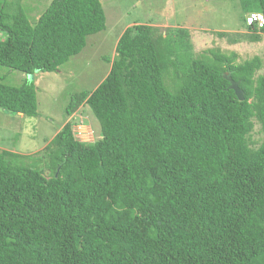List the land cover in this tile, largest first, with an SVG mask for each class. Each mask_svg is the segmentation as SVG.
Instances as JSON below:
<instances>
[{
  "label": "trees",
  "instance_id": "trees-1",
  "mask_svg": "<svg viewBox=\"0 0 264 264\" xmlns=\"http://www.w3.org/2000/svg\"><path fill=\"white\" fill-rule=\"evenodd\" d=\"M22 2L0 0V64L27 75L0 79V109L35 117L36 73L82 52L107 15L101 0H52L32 22ZM241 2L232 40L262 41L246 16L264 0ZM192 38L137 20L66 109L88 105L101 138L79 140L69 121L42 156L0 148V264H264L263 62L197 55Z\"/></svg>",
  "mask_w": 264,
  "mask_h": 264
},
{
  "label": "rangeland",
  "instance_id": "rangeland-1",
  "mask_svg": "<svg viewBox=\"0 0 264 264\" xmlns=\"http://www.w3.org/2000/svg\"><path fill=\"white\" fill-rule=\"evenodd\" d=\"M52 0H23L22 4L31 21L47 9ZM107 15L106 29L92 34L86 47L70 58L57 71L36 73L38 115L22 116L0 110V147L14 149L22 154L42 156L44 147L69 121L77 127L78 120L86 130L80 139L93 142L100 138V123L88 105L74 114L66 112L72 97L85 90L93 91L109 74L117 42L128 26L137 20L153 23L162 32L175 26H191L193 52L200 55L211 47H220L239 55L242 62L259 56L264 73V38L251 42L232 40L243 24L244 8L241 0H101ZM40 12V13H39ZM39 13V14H38ZM132 22V23H131ZM229 31V36H219L218 31ZM264 37V35H263ZM111 58V61L109 62ZM30 78V75L28 76ZM0 79L7 84L20 86L27 75L0 64ZM31 79V78H30ZM85 124V125H84ZM261 126L256 123L254 139H261ZM34 160L31 159L29 162Z\"/></svg>",
  "mask_w": 264,
  "mask_h": 264
},
{
  "label": "built area",
  "instance_id": "built-area-1",
  "mask_svg": "<svg viewBox=\"0 0 264 264\" xmlns=\"http://www.w3.org/2000/svg\"><path fill=\"white\" fill-rule=\"evenodd\" d=\"M246 20H247L248 25L256 24L259 29L264 27V14L261 12L254 11V12L249 13L246 16ZM81 123H84L83 120H80L78 122L77 127L74 126L75 134H76L77 138H79V139L81 138L79 133L86 135V130L84 129V126ZM80 140L86 141L88 139H86V140L80 139Z\"/></svg>",
  "mask_w": 264,
  "mask_h": 264
},
{
  "label": "water",
  "instance_id": "water-1",
  "mask_svg": "<svg viewBox=\"0 0 264 264\" xmlns=\"http://www.w3.org/2000/svg\"><path fill=\"white\" fill-rule=\"evenodd\" d=\"M30 78L32 79L33 78V75H30ZM230 80H231V88L233 90H235L237 96L239 97L240 100H244L245 98V94H244V91L239 87V84L238 82L234 81L231 79V77H229Z\"/></svg>",
  "mask_w": 264,
  "mask_h": 264
},
{
  "label": "crops",
  "instance_id": "crops-1",
  "mask_svg": "<svg viewBox=\"0 0 264 264\" xmlns=\"http://www.w3.org/2000/svg\"><path fill=\"white\" fill-rule=\"evenodd\" d=\"M181 26H183V25H181ZM185 27V26H184ZM186 28H188V29H190V30H192V27L191 26H186ZM221 31V30H220ZM234 31H239V29L238 30H234ZM1 110V109H0ZM1 112V111H0ZM5 113V112H4ZM6 114V113H5ZM7 115V114H6ZM20 115H22V116H24L23 114H20ZM1 149H7V148H4V147H0ZM11 150H13L14 151V149L12 148ZM34 152H32V154H33ZM30 154V153H29Z\"/></svg>",
  "mask_w": 264,
  "mask_h": 264
},
{
  "label": "clouds",
  "instance_id": "clouds-1",
  "mask_svg": "<svg viewBox=\"0 0 264 264\" xmlns=\"http://www.w3.org/2000/svg\"><path fill=\"white\" fill-rule=\"evenodd\" d=\"M81 120V119H80ZM80 120H78V122L80 121ZM75 136H76V134H75ZM77 137V136H76ZM100 138H101V135H100ZM79 139V138H78ZM80 140V139H79ZM82 141V140H81ZM87 141V140H86ZM87 142H89V141H87Z\"/></svg>",
  "mask_w": 264,
  "mask_h": 264
}]
</instances>
